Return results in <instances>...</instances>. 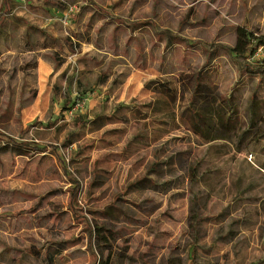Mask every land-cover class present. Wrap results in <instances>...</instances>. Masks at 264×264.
<instances>
[{
    "label": "rangeland",
    "instance_id": "rangeland-1",
    "mask_svg": "<svg viewBox=\"0 0 264 264\" xmlns=\"http://www.w3.org/2000/svg\"><path fill=\"white\" fill-rule=\"evenodd\" d=\"M0 23V264H264V46L229 52L264 0H0ZM137 72L156 93L127 97Z\"/></svg>",
    "mask_w": 264,
    "mask_h": 264
},
{
    "label": "trees",
    "instance_id": "trees-1",
    "mask_svg": "<svg viewBox=\"0 0 264 264\" xmlns=\"http://www.w3.org/2000/svg\"><path fill=\"white\" fill-rule=\"evenodd\" d=\"M71 39L72 38L66 39V43L68 45H71L73 43ZM262 46H264L263 37H255L247 28H239L237 31L236 45L232 48H229V52L234 57H246L249 54H253L255 51H257ZM53 60L58 66L63 65V63L65 62V60L63 58H59L57 54L53 55ZM154 83L152 81L147 83L146 84L147 88L153 89V91H156L157 88ZM219 112H220L219 118L214 123L212 122L213 119L212 120L207 119V117L203 115L201 117L204 122L203 127L199 126V123H195L196 124L194 127L195 131L203 132L208 138V135L210 133L212 134V130L213 131L217 130L216 128V124H217L218 128H220V130H222L224 134L229 133V126L231 125L229 121V115L226 118V114L224 112H221V111ZM214 138H218V137L214 136Z\"/></svg>",
    "mask_w": 264,
    "mask_h": 264
},
{
    "label": "crops",
    "instance_id": "crops-1",
    "mask_svg": "<svg viewBox=\"0 0 264 264\" xmlns=\"http://www.w3.org/2000/svg\"><path fill=\"white\" fill-rule=\"evenodd\" d=\"M141 76L142 75L139 72H137V73H134L133 76L125 78L122 86H124L125 88L126 87H130V86L132 88L134 87V89H131V88L129 89L130 92L128 91L127 97L129 95L136 96V93L140 94L141 97H148L150 94L156 93V91H153V89L147 88L146 84L148 82L145 84V81L141 80ZM113 79H114L113 76L111 77V76H108V74H107V76H105V75L101 76L98 81L101 83V84L99 83L100 85H105V86L107 85L110 88L111 87V83L114 81ZM37 104L39 106L41 104V102H37ZM228 134L229 133H226L225 136L228 135ZM215 139H217V138H214L213 135H209L207 140H208L209 143H211ZM261 208L263 209V212H264V198L261 200Z\"/></svg>",
    "mask_w": 264,
    "mask_h": 264
}]
</instances>
